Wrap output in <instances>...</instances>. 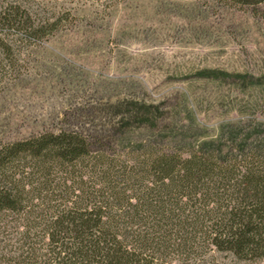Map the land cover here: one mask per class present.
I'll list each match as a JSON object with an SVG mask.
<instances>
[{
  "label": "rangeland",
  "instance_id": "1",
  "mask_svg": "<svg viewBox=\"0 0 264 264\" xmlns=\"http://www.w3.org/2000/svg\"><path fill=\"white\" fill-rule=\"evenodd\" d=\"M19 2L60 23L0 56V144L73 131L94 148L157 137L156 148L187 155L204 142L225 149L264 133V4ZM14 241L4 254L20 253ZM214 254L216 264H243Z\"/></svg>",
  "mask_w": 264,
  "mask_h": 264
},
{
  "label": "trees",
  "instance_id": "2",
  "mask_svg": "<svg viewBox=\"0 0 264 264\" xmlns=\"http://www.w3.org/2000/svg\"><path fill=\"white\" fill-rule=\"evenodd\" d=\"M59 23L0 0V56ZM156 139L114 150L62 131L0 144V264H216L214 253L264 264V133L187 155ZM14 239L20 253L4 254Z\"/></svg>",
  "mask_w": 264,
  "mask_h": 264
}]
</instances>
